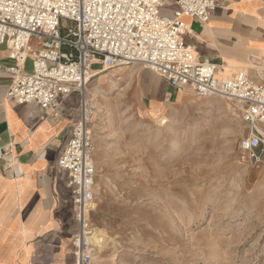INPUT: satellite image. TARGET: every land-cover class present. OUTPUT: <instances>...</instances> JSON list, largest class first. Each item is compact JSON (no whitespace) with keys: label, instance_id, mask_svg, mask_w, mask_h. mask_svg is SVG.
<instances>
[{"label":"rangeland","instance_id":"1","mask_svg":"<svg viewBox=\"0 0 264 264\" xmlns=\"http://www.w3.org/2000/svg\"><path fill=\"white\" fill-rule=\"evenodd\" d=\"M139 67L99 72L83 93L102 90L89 125L90 220L107 235L97 264H264V157L240 152L238 107L187 89L148 111L134 80ZM251 68L261 83L262 68Z\"/></svg>","mask_w":264,"mask_h":264},{"label":"built area","instance_id":"2","mask_svg":"<svg viewBox=\"0 0 264 264\" xmlns=\"http://www.w3.org/2000/svg\"><path fill=\"white\" fill-rule=\"evenodd\" d=\"M172 15L161 11L162 0H0V47L11 64H0L9 77L6 97L33 102L52 111L54 102L80 95L79 116L60 150L57 165L68 176L78 228L70 240L74 264H97L94 206L96 165L90 123L94 108L83 96L90 78L117 66H141L174 87L192 85L198 97L219 96L233 102L245 130L239 150L250 161L264 157V80L255 83L243 69L222 76L226 62L198 60L182 34L184 16L208 20L215 0H174ZM30 60V70L25 68ZM99 66L93 70V64ZM250 67L262 68L254 57ZM55 114V113H54ZM1 172L15 163L11 144H0Z\"/></svg>","mask_w":264,"mask_h":264},{"label":"crops","instance_id":"3","mask_svg":"<svg viewBox=\"0 0 264 264\" xmlns=\"http://www.w3.org/2000/svg\"><path fill=\"white\" fill-rule=\"evenodd\" d=\"M162 2V13L172 15L174 0ZM215 3L205 22L182 18L189 26L182 34L184 43L193 46L200 61L226 62L222 76L246 69L259 82L249 64L254 57L264 58V0ZM11 63L8 50L0 47V64ZM25 68H31L29 59ZM135 72L148 111L162 110L187 89L195 94L192 85L174 87L147 68ZM9 80L0 76V144H11L15 163L2 173L0 161V264H74L70 240L78 225L68 176L57 159L78 119L80 96L59 97L53 110L45 111L6 97Z\"/></svg>","mask_w":264,"mask_h":264},{"label":"bare ground","instance_id":"4","mask_svg":"<svg viewBox=\"0 0 264 264\" xmlns=\"http://www.w3.org/2000/svg\"><path fill=\"white\" fill-rule=\"evenodd\" d=\"M120 84H121V82L120 83L113 82V89H116V87H118ZM85 89H86V87H85ZM101 91L102 90H101L100 87L99 88H96L91 93V97L89 96L87 98L89 100V103L91 104L92 107L94 105V101L97 99V97L99 96V94H101ZM161 120H162V122L169 121L168 116H163ZM160 123H161V121H160ZM95 233L96 234L93 237V241H94V243H96V248H98L100 250L105 245V243H106L107 235L105 234V232L103 231V229H100V228H95ZM96 252H97V250H96Z\"/></svg>","mask_w":264,"mask_h":264}]
</instances>
